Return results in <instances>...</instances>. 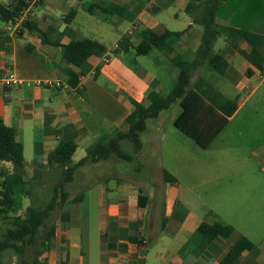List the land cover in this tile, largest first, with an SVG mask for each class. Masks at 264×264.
Segmentation results:
<instances>
[{
	"label": "crops",
	"instance_id": "obj_1",
	"mask_svg": "<svg viewBox=\"0 0 264 264\" xmlns=\"http://www.w3.org/2000/svg\"><path fill=\"white\" fill-rule=\"evenodd\" d=\"M16 1L0 3L8 6ZM26 1L29 7L18 22L0 21V76L12 72L24 82L48 80L61 84L53 88L9 89L0 84V118L15 131L16 139L23 147L25 172L31 175L36 172L34 159L38 164L46 165L49 152L60 142L75 144L74 154L80 153L76 161L71 160L75 164L102 137L112 135L115 130L126 131L125 119L133 111L132 102L147 107L146 93L149 91L160 96L168 94L172 90L166 83L168 68H174L170 74L174 85L179 73L172 58L178 55L185 61H192L201 41L202 32H194L195 26L199 25L193 20L203 9L204 2L196 3L195 9L188 13L185 11L188 0ZM172 7L178 12L169 14ZM70 13H73L72 17L68 16ZM162 15L174 20L186 19L182 25L186 28L180 31V36L168 38L169 51L152 48L145 55H136L134 48L149 32H179L167 29L160 21ZM25 18L45 32L52 43L66 45L81 39L95 40L106 48V55L91 56L82 68L77 69L63 59L60 48L41 44L36 33L26 32L21 38L16 36L19 24ZM254 33L264 35L263 27ZM218 39H222V44L214 52L223 55L228 63L227 70L219 75L203 65L195 72L192 82L202 79L222 97L234 101L236 110L205 149L238 115L243 105L238 103V95L233 98L222 94L214 86V76L221 78L220 83L216 79L218 86L229 87L226 92L232 88L235 94L251 88L252 93L258 88V84L255 85L257 79L264 82V73L250 65L223 37ZM173 40L178 44L170 45ZM26 44L32 47L31 52L24 49ZM237 46L243 52L250 49L243 42ZM262 46L258 49L264 57ZM69 70L78 75L75 88L67 85ZM247 70L251 71L250 75L245 74ZM175 105L179 112L173 121L181 113L179 101ZM155 126L159 128L158 124ZM159 141L155 136H148L133 161L146 152L145 144L147 150H152ZM194 145L201 149L195 142ZM123 146L130 150L128 143ZM250 154L254 158L259 156L256 150ZM105 162L91 165L92 168L98 164L106 167ZM3 168L10 170L11 165L0 162V170ZM137 169L136 176L129 181H118L120 177L113 175L103 177L94 198L90 197L93 192L89 190L81 194L78 203L64 206L63 212L68 218L56 223L50 248L39 258L38 264H219L240 236L252 243V249L242 253L234 264H264V205L237 204L245 224L240 220L229 223L234 230L229 238L218 237L203 243L196 229L205 221L177 202L180 190L185 191L190 185H180L176 173L165 168L157 169V177L143 171L141 164ZM163 171L174 181L165 182ZM139 194L147 197L143 207L137 204ZM246 194L255 196L257 193L250 188ZM163 221L165 226L162 228ZM219 221L227 225L226 220ZM15 260L11 250L0 251V264H15Z\"/></svg>",
	"mask_w": 264,
	"mask_h": 264
},
{
	"label": "trees",
	"instance_id": "obj_2",
	"mask_svg": "<svg viewBox=\"0 0 264 264\" xmlns=\"http://www.w3.org/2000/svg\"><path fill=\"white\" fill-rule=\"evenodd\" d=\"M224 2L226 0H220ZM205 2L199 15L194 16V24L202 27L200 45L194 53L192 61L183 60L176 55L172 62L178 68V76L172 90L165 96L149 91L146 98L149 101L147 107L132 102L133 111L126 117V131L115 130L112 135L104 136L87 149V154L77 163L72 164L71 158L76 146L73 143L60 142L47 156L46 165L38 164L34 159L36 172L33 182H29L24 194L29 199L37 198L44 191L46 201L40 208L28 207L23 219L10 227H0V251L11 250L16 257L15 264H38L39 258L49 250L52 238L55 235V222L53 216L58 208L67 204L78 203L81 195L69 200L66 185L73 182L75 173L81 167L96 164L108 159H117L124 162H132L142 150L140 136L147 129V122L156 120L163 112L170 110L179 101L180 115L173 121V126L186 137L192 139L201 149H205L216 135L227 124L228 118L236 110L234 101L222 97L218 92L198 78L192 82L195 72L203 65L211 71L223 75L228 68V63L221 53L213 50V45L219 37L234 47L240 55L260 73H264V57L259 52V46L264 45V35L219 25L214 22V12L218 6V0H188L185 11L192 12L195 4ZM29 7L26 0H17L11 5L0 3V21L15 24L25 9ZM73 16V13L68 15ZM52 31V30H50ZM36 33L41 44H47L60 48L63 59L73 67L82 68L89 57L105 56L106 48L95 40L81 39L71 41L66 45L59 42L52 43L47 40V34L40 31L36 25L25 18L19 24L16 36L24 33ZM181 32L174 33L163 30L161 33L149 32L134 50L136 55H145L150 49L169 51L167 40L171 36H180ZM247 44L250 49L243 52L238 48V43ZM27 52L32 51L28 44L24 45ZM251 71L247 70L246 75ZM78 75L69 70L67 72V85L75 88L78 84ZM128 143L130 152L125 151L123 143ZM0 162L9 163L10 170H0L3 179L0 184V217L7 216L14 208L17 200L12 196L11 189H21L27 185L24 169L23 147L16 139L15 131L6 126L0 118ZM46 167L56 172L50 174ZM138 172V169H135ZM58 172V173H57ZM43 178V179H42ZM57 179L50 186L51 179ZM50 180V181H49ZM165 182L174 181L166 171H163ZM42 188V189H41ZM39 189L38 195L35 194ZM35 196V197H34ZM147 202L145 195H138L137 204L143 207ZM68 214L62 212L60 219L65 221ZM165 221L162 222V228ZM234 232L233 228L220 221L213 223H201L196 229L203 243H208L218 237L229 238ZM252 249V243L240 236L224 255L219 264H234L240 255Z\"/></svg>",
	"mask_w": 264,
	"mask_h": 264
},
{
	"label": "rangeland",
	"instance_id": "obj_3",
	"mask_svg": "<svg viewBox=\"0 0 264 264\" xmlns=\"http://www.w3.org/2000/svg\"><path fill=\"white\" fill-rule=\"evenodd\" d=\"M0 1L7 3L8 0ZM168 11H172L168 12L169 14L178 12L175 7ZM213 17L224 26L252 31V33L261 31V27L264 29V0H226L224 2L218 0ZM185 20L182 18L174 20L166 15L160 16L161 23L167 29L179 32L186 28L182 26ZM197 31L202 32V27L195 26L194 32ZM185 36L186 34L183 35V38ZM180 42L182 43V41ZM173 43L178 44V41L169 42L170 45ZM221 44L222 39H218L213 45L214 51L221 47ZM262 50L264 52V46H262ZM170 69L174 70L173 67ZM171 70L169 68L167 70L166 83L167 87L172 89L174 82L170 80ZM175 71L177 72L176 68ZM214 78L216 83L214 86L222 94L232 95L233 98L238 95V103H243V105L238 115L207 149L197 148L192 140L183 136L173 127L171 121L179 112V108L174 104L175 106L173 105L170 110L163 112L158 119L148 121L147 130L140 136L143 143H146L148 136L160 139L154 148L151 147L152 150H147L148 145L145 144L146 152L140 154L137 161L124 162L111 158L104 163L108 164L106 167L99 164L93 168L91 164L81 167L76 171L73 182L66 185L69 200L85 194L89 190L93 192L90 197L94 198L98 187L102 184L103 177L107 175L120 177L118 181L133 180L137 173L135 169L138 164H141L144 168L143 171L152 176L157 177V169L165 168L176 173L180 185L183 183L190 185L185 191L181 192L180 190L177 202L192 214L201 217L205 223L210 224L224 219L227 225L238 223L239 220L245 224L243 217L239 216L240 211H237V204L240 205L244 202L264 205V82L260 83V80L257 79L255 85L258 84V88L252 93L251 88L245 89L241 94H235L232 88L226 92L229 87L218 86L217 81L220 83L221 80L219 76L216 75ZM156 124L159 125V128L155 126ZM126 146H122V148L130 152ZM255 150L259 155L257 158L250 154ZM79 154V152L74 154L71 160L76 161ZM180 154L185 157L182 159ZM27 158L26 155V161ZM48 171L50 174L56 172L51 169ZM33 177L34 174L25 172L24 180L27 185L21 189H11L12 196L17 201L7 216L0 217V227H4V225L10 227L18 220L23 219L28 207L40 208L44 205L46 201L44 191L40 192L37 189L35 194L38 195L39 192L40 194L37 198L34 196L33 199H29L24 194V190L28 189L29 182L33 180ZM2 180L0 177V184L4 182ZM56 181H58L56 178L51 179L50 186L54 185ZM250 188L256 190L255 196H247L246 192ZM63 209L64 207H60L55 212L53 216L55 225L63 222L60 219ZM262 214L264 215V211Z\"/></svg>",
	"mask_w": 264,
	"mask_h": 264
},
{
	"label": "built area",
	"instance_id": "obj_4",
	"mask_svg": "<svg viewBox=\"0 0 264 264\" xmlns=\"http://www.w3.org/2000/svg\"><path fill=\"white\" fill-rule=\"evenodd\" d=\"M22 15H21V17H22ZM21 17H20V19H21ZM104 62H107V60L105 59ZM0 84L5 89H9V88H13V87L23 88V87H31V86L53 88V87H60V85H61L59 82H51L48 80L24 82V81L18 79L15 76V74L12 72H9V73H6V74L0 76Z\"/></svg>",
	"mask_w": 264,
	"mask_h": 264
}]
</instances>
